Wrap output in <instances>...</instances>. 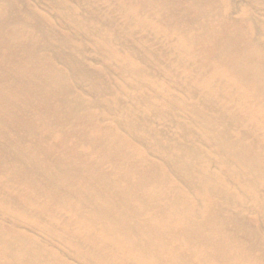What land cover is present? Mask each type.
Masks as SVG:
<instances>
[{
    "label": "bare ground",
    "instance_id": "6f19581e",
    "mask_svg": "<svg viewBox=\"0 0 264 264\" xmlns=\"http://www.w3.org/2000/svg\"><path fill=\"white\" fill-rule=\"evenodd\" d=\"M0 264H264V0H0Z\"/></svg>",
    "mask_w": 264,
    "mask_h": 264
}]
</instances>
